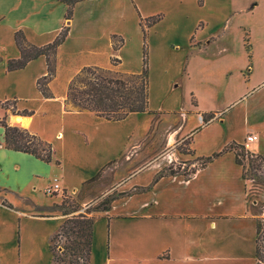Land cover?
I'll list each match as a JSON object with an SVG mask.
<instances>
[{
	"label": "crops",
	"instance_id": "1",
	"mask_svg": "<svg viewBox=\"0 0 264 264\" xmlns=\"http://www.w3.org/2000/svg\"><path fill=\"white\" fill-rule=\"evenodd\" d=\"M198 1L82 0L66 18L68 5L59 0H0V102H14L19 112L0 107V117L50 143L58 161L47 164L5 149L0 128V191L7 193L0 203V264L53 263L50 239L60 225L53 218L18 212L15 195L44 204L34 200L33 191L57 183L64 192H78L125 152L142 114L109 121L67 108V87L88 66L140 73L139 22L158 15L160 21L147 30L148 65L154 63L155 50L164 56L179 52L181 60L186 57L185 78L208 84L200 89L191 83L180 92L176 85L160 89L158 110L149 106L155 113L183 116L178 134L189 137L190 154L148 163L118 183L121 195L91 224L87 263L256 264L247 182L230 146L255 134L248 152L264 156V15L247 32L233 28L232 17L255 13V3L247 8L240 0ZM64 28L67 36L56 51V73L49 83L53 97L44 98L36 83L47 75L45 57L7 69L9 61L20 58L14 35L20 32L41 47ZM114 35L123 39L116 51ZM112 58L118 60L115 65ZM168 68L164 57L159 69L166 73ZM150 75L149 69V103ZM174 79L168 75L164 84ZM193 95L196 100L188 105ZM37 119L47 125L37 127ZM173 162L179 170L166 172Z\"/></svg>",
	"mask_w": 264,
	"mask_h": 264
},
{
	"label": "rangeland",
	"instance_id": "2",
	"mask_svg": "<svg viewBox=\"0 0 264 264\" xmlns=\"http://www.w3.org/2000/svg\"><path fill=\"white\" fill-rule=\"evenodd\" d=\"M240 1L243 7L247 6L249 8L254 3L257 7L255 13L251 11L240 12L232 17L233 28H238V26L248 28L251 24H255L254 22L260 16L264 15V0ZM130 32L134 34L132 28ZM154 57V63L152 61L148 65V69L151 71L152 96L149 106L152 108L158 110V107L161 105V101H159L162 99L159 95L160 89L168 91L176 85L175 89L180 92L185 85H191V83L194 87L200 89L208 85L185 78L183 71L184 59L186 57L183 58L184 61L181 60L182 57L179 52H169L164 56L161 51L155 50ZM164 57L171 65V68H168L166 73H163L159 69V64ZM131 63L134 64L133 61H130V65H132ZM125 64H127V59H125ZM168 75L175 78L170 85L164 84L165 78ZM194 100L196 99L193 95V98H187L186 103L188 105L191 102L194 104ZM217 102L219 103V99ZM67 108L72 109L73 107L68 105ZM152 108L150 109L152 110ZM8 111H11V107ZM2 119L3 117H0V120ZM183 119V116H180V114H159L152 111L151 113L140 115V119L136 125V132L130 139L123 155L120 156L116 163L110 165L105 174L101 173L92 182L84 185L78 192L63 191L53 196H48L42 189L33 191L31 195L34 200L44 204H38L30 198L15 195L14 198L17 201L16 209L18 212L23 215L53 218L60 225L58 232L50 239V250L53 254L52 264L87 263L91 224L100 213H103L108 208L111 200L121 195L117 191L118 183H121L127 176L140 170L148 163H153L162 158L169 159L173 157L172 154H190L189 137L180 133L178 134L183 124ZM36 122V126L39 128L47 125L42 119H37ZM202 122H207L204 117H202ZM19 128L27 129L33 133L28 128ZM239 150L241 151V149ZM240 158L246 167L245 180L247 182L248 201L249 205H252L249 213L254 222H256V219L264 218V207L262 206V203H264V185H258L256 183L258 181L253 178L252 174L258 177L264 176V161L260 163L257 161L253 164L252 168L245 156H241ZM179 165L178 162H173L167 167L166 172L179 170ZM26 193H30V191ZM6 196V192L0 191V203H2V199Z\"/></svg>",
	"mask_w": 264,
	"mask_h": 264
},
{
	"label": "trees",
	"instance_id": "3",
	"mask_svg": "<svg viewBox=\"0 0 264 264\" xmlns=\"http://www.w3.org/2000/svg\"><path fill=\"white\" fill-rule=\"evenodd\" d=\"M68 5L66 18L71 15L72 7L82 0H59ZM202 3V0L198 1ZM161 16H155L147 19H140V27L143 33L142 47V69L137 74L118 73L111 70L99 68L96 66L83 67L69 82L65 99L66 105H71L77 111H87L97 117L109 121H121L130 114L151 113L149 110V69H148V48H147V30L160 21ZM67 36V28H64L56 39L44 46L37 47L28 43L22 33L17 32L14 40L20 50V58L8 62L9 71L21 69L26 64L38 57H45L47 63V75L37 80V88L44 98H52L53 95L49 89V83L55 77L56 73V51L64 42ZM117 41V42H116ZM123 45V39L118 36H112L113 50H118ZM118 60L111 59L113 65ZM0 107L9 110L12 113L16 111L14 102H0ZM23 113H27L23 111ZM0 128L3 129V146L7 150L20 152L33 156L44 163H56L54 159L53 147L50 143L42 140L38 135L31 133L27 129H21L18 126H10L6 119L0 120ZM234 150L236 161L242 166V177L246 179V167L241 156H245L241 145H231ZM241 149V151L239 150ZM253 168V164L264 161V156L251 155L246 158ZM258 182V185H264V176L258 177L252 174ZM96 177L90 179L84 185L92 182ZM249 202V201H248ZM4 205L11 207L7 203ZM249 205V211H251ZM264 207V203H262ZM255 215V214H254ZM256 264H264V218L256 219ZM90 254V240L88 257ZM53 255V254H52ZM88 262V259H87ZM88 264V263H86Z\"/></svg>",
	"mask_w": 264,
	"mask_h": 264
},
{
	"label": "built area",
	"instance_id": "4",
	"mask_svg": "<svg viewBox=\"0 0 264 264\" xmlns=\"http://www.w3.org/2000/svg\"><path fill=\"white\" fill-rule=\"evenodd\" d=\"M200 120L202 121V118H200ZM257 137L255 134H249L247 135V137L245 138L244 143L241 145L243 148V151L245 153V157L247 158L248 156H251L248 152V146L250 143L256 141ZM44 192L48 195V196H53L59 192H63V190L60 188V186L57 183H53L52 185H50L49 187L44 189Z\"/></svg>",
	"mask_w": 264,
	"mask_h": 264
}]
</instances>
